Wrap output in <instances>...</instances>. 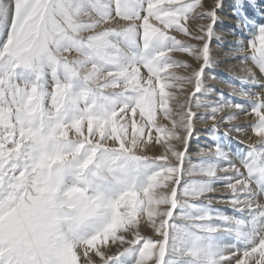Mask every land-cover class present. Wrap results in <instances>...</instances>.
I'll list each match as a JSON object with an SVG mask.
<instances>
[{
    "label": "snow or ice",
    "instance_id": "6c2138e0",
    "mask_svg": "<svg viewBox=\"0 0 264 264\" xmlns=\"http://www.w3.org/2000/svg\"><path fill=\"white\" fill-rule=\"evenodd\" d=\"M257 8L0 0V264H264Z\"/></svg>",
    "mask_w": 264,
    "mask_h": 264
},
{
    "label": "bare ground",
    "instance_id": "6f19581e",
    "mask_svg": "<svg viewBox=\"0 0 264 264\" xmlns=\"http://www.w3.org/2000/svg\"><path fill=\"white\" fill-rule=\"evenodd\" d=\"M209 3L212 2V0H208ZM254 5L259 4L260 8L255 9V12L258 16L259 10L263 9V4L264 0H253ZM226 4H231L225 0ZM249 12V11H248ZM254 9L252 8V11L250 14L253 15ZM224 14V15H223ZM221 19L223 20V24H221L217 31L218 34L222 37V42L214 44L213 50L216 54V57L220 61V67L216 68L213 70V75H216L218 78L223 79V80H228V79H233L234 82H236L237 86H239V81L237 77L239 75H242V73H237L233 70H230V68H233V66L240 67L237 64V61L240 58V55H246L247 53L244 54H237L235 59H232L228 56H226V53L229 51L231 46L235 43V38L230 34V29L235 27V21L232 15V11L230 7H226L224 12H223ZM251 16V15H250ZM215 45H218V47H215ZM215 49H217L215 51ZM178 59H183L185 57L181 56L180 54H176ZM176 71H180L177 69ZM259 75V74H258ZM212 86L217 90V91H223L225 95L230 94L231 90L223 83H217V82H212L210 81ZM237 99H240V97H237ZM241 123H252L254 122L252 117H247V118H242L240 121ZM206 126H201L202 129H204ZM251 131L249 130L248 136H251ZM255 137H253V140ZM245 140L247 141V137H245ZM217 207H226L224 205H217Z\"/></svg>",
    "mask_w": 264,
    "mask_h": 264
},
{
    "label": "rangeland",
    "instance_id": "374dc122",
    "mask_svg": "<svg viewBox=\"0 0 264 264\" xmlns=\"http://www.w3.org/2000/svg\"><path fill=\"white\" fill-rule=\"evenodd\" d=\"M227 2L231 3L232 0H227ZM261 10H264V4H263V9H261ZM248 11H249L248 14H249V15H252V14H250V12L252 11V8H249ZM259 11H260V10H259ZM223 15H224V14H223ZM213 46H214V45H213ZM215 47H218V45H215ZM216 50H217V49H215V51H216ZM202 130H203V129H202Z\"/></svg>",
    "mask_w": 264,
    "mask_h": 264
}]
</instances>
